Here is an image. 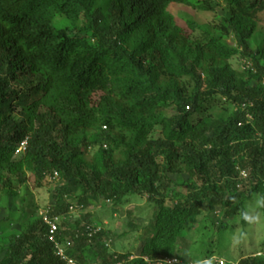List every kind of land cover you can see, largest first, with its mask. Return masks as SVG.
<instances>
[{"label": "trees", "instance_id": "obj_1", "mask_svg": "<svg viewBox=\"0 0 264 264\" xmlns=\"http://www.w3.org/2000/svg\"><path fill=\"white\" fill-rule=\"evenodd\" d=\"M263 13L264 0H0V199L16 207L4 228L19 222L0 264H64L38 210L26 214L29 175L34 189L63 182L46 216L75 264H164L208 211L207 259L222 220L244 221L255 201L264 221ZM234 58L251 66L232 70ZM143 197L153 209L132 261L68 216ZM234 264H264V252Z\"/></svg>", "mask_w": 264, "mask_h": 264}, {"label": "rangeland", "instance_id": "obj_2", "mask_svg": "<svg viewBox=\"0 0 264 264\" xmlns=\"http://www.w3.org/2000/svg\"><path fill=\"white\" fill-rule=\"evenodd\" d=\"M193 14L198 23H212L217 20L216 14L211 12L194 11ZM259 23L264 28V13L259 16ZM242 61L238 58L232 59L230 61L231 69L244 70ZM185 179L186 177L180 175L174 177V181L177 183ZM62 183V181L51 182L49 178L48 184L42 188L34 189L33 177L29 175L28 183L21 193L26 200L24 207L26 214L33 212L35 208L38 210L37 214L46 211L53 201L50 192ZM176 191L184 195L186 190L184 187L178 186ZM166 197L170 196L166 195ZM145 198H133L127 205L122 207H116L102 201L90 202L83 211L75 212L73 216H80L84 221L103 227L104 231H108L107 237L112 242L110 243V249L114 248L119 253L130 252L131 257L134 255L135 258L141 239L145 236L143 226L150 224L153 209L152 205H148ZM165 204L171 205L172 202L168 200ZM257 205L258 202L255 201L251 205L247 204L244 221H241V213L231 217V219L222 220L220 226L221 228L225 227L226 230L222 234L221 249H213L207 259H204L201 253H205L206 244H214L217 235L214 229L215 226L213 227L209 220V218L215 217L214 213L203 212L196 220L186 225L182 231V235L178 240V253L172 264H206L210 261L217 264H234L241 256L247 257L254 254L258 255L261 251L264 252V221L262 215L258 212ZM15 208L12 203L6 204L4 200L0 199V243L4 242L5 237L8 235L19 232V222L13 223L11 227L4 228L5 224L2 221L8 217L12 219V214L16 212ZM19 209L21 210L22 207L20 206ZM214 211L217 212L219 209L216 208ZM25 217L19 221H22ZM114 236L115 238L111 239ZM209 237H212L213 240L211 241Z\"/></svg>", "mask_w": 264, "mask_h": 264}, {"label": "built area", "instance_id": "obj_3", "mask_svg": "<svg viewBox=\"0 0 264 264\" xmlns=\"http://www.w3.org/2000/svg\"><path fill=\"white\" fill-rule=\"evenodd\" d=\"M249 66V64H247V67ZM246 67V66H245ZM264 84V83H263ZM26 146V140L23 141L18 149V152L20 151H24ZM244 176V175H243ZM55 180L58 181L57 175L54 174L53 178H51V181ZM82 209L80 206H70L69 207V213L68 216H73L75 212H80ZM46 211H43V213L39 212V215L42 216L43 221L45 222V224L49 227V231H48V240L49 242L54 244V249H55V255L58 257V259L63 262L64 264H75L74 260L69 258L66 255V247H64L62 244H59L58 242H56L54 236L55 233L57 231V225H58V220L55 218L53 220L48 219L46 216ZM88 231V236H92L93 234L98 233L101 230V227L98 226L97 224H90L89 226H87ZM110 245V241L106 242V247H108ZM168 264H170L171 262L168 261Z\"/></svg>", "mask_w": 264, "mask_h": 264}, {"label": "clouds", "instance_id": "obj_4", "mask_svg": "<svg viewBox=\"0 0 264 264\" xmlns=\"http://www.w3.org/2000/svg\"><path fill=\"white\" fill-rule=\"evenodd\" d=\"M247 64H249V66L247 67ZM246 66V67H245ZM251 66V63L249 62V61H245V60H243L242 61V67H243V69H246V68H249ZM263 83H264V80H263ZM262 83V84H263ZM263 86H264V84H263ZM248 119H251L249 116H248ZM244 175V176H243ZM241 176L243 177V178H246V174L244 173V172H242L241 173ZM81 212V211H80ZM101 229H103V227L101 228ZM107 241H110V243H111V240H109L108 238L106 239V241L105 242H107ZM110 246V245H109ZM134 259H136V256H135V258H134V255H132V257H131V255L129 256V260H134ZM143 261H145L146 262V260L144 259ZM168 261H170L171 263L170 264H172V262L173 261H175V259L174 258H171V259H165L163 262H164V264H168L167 262ZM156 264H163V263H161V262H158V263H156ZM198 264H201V263H198Z\"/></svg>", "mask_w": 264, "mask_h": 264}]
</instances>
